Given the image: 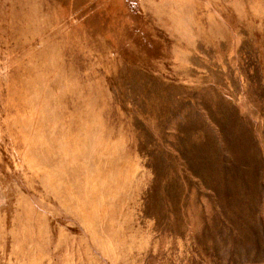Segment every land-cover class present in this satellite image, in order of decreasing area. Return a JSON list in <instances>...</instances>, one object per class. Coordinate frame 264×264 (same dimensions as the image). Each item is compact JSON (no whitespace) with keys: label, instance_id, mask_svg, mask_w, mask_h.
I'll return each mask as SVG.
<instances>
[{"label":"rangeland","instance_id":"rangeland-1","mask_svg":"<svg viewBox=\"0 0 264 264\" xmlns=\"http://www.w3.org/2000/svg\"><path fill=\"white\" fill-rule=\"evenodd\" d=\"M0 264H264V0H0Z\"/></svg>","mask_w":264,"mask_h":264}]
</instances>
